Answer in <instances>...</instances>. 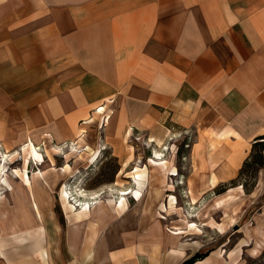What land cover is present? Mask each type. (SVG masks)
Listing matches in <instances>:
<instances>
[{
  "label": "crops",
  "instance_id": "0c3cea01",
  "mask_svg": "<svg viewBox=\"0 0 264 264\" xmlns=\"http://www.w3.org/2000/svg\"><path fill=\"white\" fill-rule=\"evenodd\" d=\"M100 105L112 135L102 146L120 148L126 127L168 113L196 133L191 159L202 163L198 193L236 178L264 134V0H0V139H72ZM254 194L263 201L260 213L238 245L255 241L258 254L264 167L250 193L238 184L216 197L239 209ZM64 215L61 257L48 256L40 236L26 250L0 245V264H142L151 257L128 227L120 235L113 225L102 235L103 220L92 225ZM34 217L10 233L20 236L27 225L43 231L41 220L31 224ZM230 219L219 223L220 232L231 226L242 232L241 220ZM12 253L39 258L12 263ZM162 254L181 264L190 253L181 244Z\"/></svg>",
  "mask_w": 264,
  "mask_h": 264
},
{
  "label": "rangeland",
  "instance_id": "374dc122",
  "mask_svg": "<svg viewBox=\"0 0 264 264\" xmlns=\"http://www.w3.org/2000/svg\"><path fill=\"white\" fill-rule=\"evenodd\" d=\"M93 117L94 120L90 124L80 123L78 126V134H84L85 142V146L78 149L79 152L71 149V144L77 136L64 141L52 139L47 134L23 138L15 135L12 138V135L10 139H0V167L3 159L7 157L6 165L10 172L19 170L30 179L40 198L34 219L41 220L44 225L43 231L39 226H24L20 236H15L4 227L0 233L1 246L11 252L16 247L26 250V247L41 236L44 238L43 247L48 256L56 254L61 257L63 239L68 236L67 221L60 198V191L65 188L75 208L79 209L81 203L88 202L91 206V219L103 220L102 235L109 234L107 228L113 225L120 235L126 234L128 227L129 235L136 245L150 247L151 257L149 260L144 259L142 264H172L163 257L162 252L181 244L186 246L190 253L187 258L196 252L206 253L191 264L204 259H208L207 264H264V249L258 254L253 252L255 241L248 242L237 251L238 243L244 235H250L251 226L260 213L263 201L258 200L256 194L247 195L238 209L236 203H223L221 198H217L215 189L208 193H198V186L202 181L196 178L195 173L201 170L202 163L191 159V144L196 135L192 127H183L170 118L168 113L162 112L153 122L133 128L129 143L134 152L124 172L117 176L121 162L127 154V147L121 135L118 137L120 148L102 146L105 136H108V139L112 137L107 122L109 116L104 113ZM29 139L44 160L41 164H36L32 159L25 168L21 150L23 143H27ZM96 149H99L97 158L86 165V160ZM206 150L204 149L205 152ZM155 151L159 154L156 155ZM13 154L15 158L12 160ZM202 154L200 153V156ZM162 161L166 162L167 167H163ZM66 165L70 166L68 172L62 171ZM263 167L257 170V175ZM134 172L142 175L139 182L133 178ZM40 176L44 179L39 178ZM242 176L240 179L234 178L236 184L252 183L250 173ZM8 178L15 188L12 191L0 188L1 199L7 204L8 210L13 209L16 202L20 207L27 204L19 179H14L11 175ZM116 181L121 185H117ZM135 188L140 189L141 197L136 199L127 194V207L124 210L116 209L114 202L122 197L120 192ZM171 195L175 196L176 201L170 199ZM193 197L198 198L193 201ZM215 205H220V210H217ZM12 214H15L14 211ZM4 219L25 225L22 214L15 217L6 213ZM227 219L241 220L242 232L239 226H231L220 232L219 223ZM117 222L119 226H116ZM190 223L196 226L189 228ZM244 224L245 227L242 228ZM175 229L182 230L183 233H171ZM12 255V263H26L39 258L36 255Z\"/></svg>",
  "mask_w": 264,
  "mask_h": 264
},
{
  "label": "bare ground",
  "instance_id": "6f19581e",
  "mask_svg": "<svg viewBox=\"0 0 264 264\" xmlns=\"http://www.w3.org/2000/svg\"><path fill=\"white\" fill-rule=\"evenodd\" d=\"M104 111V108L102 105H100L94 115H99ZM94 117L91 116L90 118H87L86 121L84 123H91L93 122ZM132 136V128L130 126L126 127L123 135H122V141L125 143V146L127 147V154L124 158V160L121 163V168L119 169V171L117 172V176L121 175L125 168L128 166V164L130 163V160L132 158V153L134 152L133 146L129 143L130 138ZM84 134H78L76 139L72 142L71 144V149L74 152H79V148H82L85 146L84 144ZM8 146V145H7ZM85 150V148H83ZM22 160H23V164L24 167L26 168V165H28V163L33 159L34 162L36 164L38 163H42L43 162V156L41 155V153H39L35 146L34 143L31 141V139H29V141L27 143H23L22 145ZM99 152V149H96L93 151V153L88 157V159L86 160L85 164L88 165L90 163H92L96 158H97V153ZM156 155L159 154L157 151H155ZM3 157V156H2ZM12 160L15 158V154H13L11 156ZM7 157H5L3 159V163L2 166L0 167V188H4V189H9V190H13L15 187H13V185L10 183L9 180V175H11L12 178H17L20 181V185L22 184L23 186V192H24V197L25 200L27 201V204L21 205V207L19 206L20 204H18L16 202V204L13 205V209H9L7 207V204L3 202V200L1 199L0 196V231L2 230V228H6L8 229L9 232H16L17 230L20 229V224L16 221L14 222L13 220H9L6 221L4 219V215L7 213V215H13L15 217H18L19 215H23V217L25 218V220H28L29 216H35L32 212H38V201H40L39 196L37 194V191H35L33 189V185L32 182L30 181V179L27 178V176H25V173H20L19 170H11V172L9 171L7 164ZM2 159L0 158V161ZM156 163V162H155ZM157 164V163H156ZM161 164L163 165V167H167L166 162L162 161ZM70 166L66 165L64 166V168L62 169V171H69ZM133 178L137 179V181L139 182V179L141 178V174L134 172L132 174ZM39 178H41L42 180L44 179L42 176H40ZM117 185H121L118 181H116ZM122 194V197L119 200H116L114 202L115 206L118 209H122L124 210L127 207V201H126V195L130 194L131 196H133L136 199H139L141 197V191L139 188H135L130 189V190H122L120 192ZM60 198H61V203L63 206V210L66 214V216H68V219L70 221L72 220H81V219H86L88 220L92 225H95V221L91 220V206L88 202H83L81 203L79 209L75 208L74 203L71 202L68 192L66 191L65 188H62L60 191ZM170 199H172L173 201L175 200V196L171 195ZM193 201H196V197L192 198ZM12 211H14L15 214H12ZM18 212V213H17ZM36 217V216H35ZM35 222H38V220H33L31 222V224H34ZM189 228L192 226H196L194 223H190ZM171 233L173 234H181L183 233L182 230L179 229H175L173 230ZM244 244H239L237 247V251L241 250L242 245ZM260 243L256 244V247H260ZM254 251H257L254 250ZM41 255H44L45 250L43 248H41V250L39 251ZM221 252V251H220ZM46 253V252H45ZM232 253V252H231ZM4 255V253L1 252V255ZM180 257H182L184 255L183 251L179 252ZM207 260L208 259H204L201 260L200 262H197L196 264H207Z\"/></svg>",
  "mask_w": 264,
  "mask_h": 264
},
{
  "label": "trees",
  "instance_id": "16d2710c",
  "mask_svg": "<svg viewBox=\"0 0 264 264\" xmlns=\"http://www.w3.org/2000/svg\"><path fill=\"white\" fill-rule=\"evenodd\" d=\"M263 149H264V134L257 137V139H255V141L252 143L249 154L246 157V159L244 160V162L240 168V171L236 177V178L240 179L241 177H243L242 175H244V174L248 175V173H250V176L253 179V181L250 185H248L246 182L237 183V184H241L243 186L244 191L246 193H250L252 191V189L254 188L255 183H256V175H257L256 172L260 167L264 166ZM115 171H117V168ZM115 171L113 173H115ZM235 181H236V179H231V180H229V182L218 185L215 188L214 192L216 194H220V193L226 191L229 187L237 185ZM262 254L264 256V251ZM205 255H206V253L196 252L191 257L185 259L181 264H191L195 260L200 259V258L204 257Z\"/></svg>",
  "mask_w": 264,
  "mask_h": 264
}]
</instances>
